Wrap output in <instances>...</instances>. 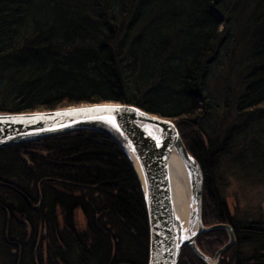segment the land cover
Listing matches in <instances>:
<instances>
[{"label": "trees", "instance_id": "obj_1", "mask_svg": "<svg viewBox=\"0 0 264 264\" xmlns=\"http://www.w3.org/2000/svg\"><path fill=\"white\" fill-rule=\"evenodd\" d=\"M219 68L221 90L211 100L207 86ZM109 101L173 119L203 171V223L234 229L219 264H264V224L236 225L215 175L234 136L260 127L264 134V0H0V111ZM221 106L234 108L237 125L211 139L205 127ZM19 148L40 153L36 178L54 179L45 184L54 258H63L65 235L82 259L97 253L98 264L148 263L144 198L114 140L77 130L0 151ZM78 207L85 236L74 227ZM228 238L214 229L197 244L213 256ZM247 243L252 252L243 257L239 246ZM178 264L206 263L184 247Z\"/></svg>", "mask_w": 264, "mask_h": 264}, {"label": "water", "instance_id": "obj_2", "mask_svg": "<svg viewBox=\"0 0 264 264\" xmlns=\"http://www.w3.org/2000/svg\"><path fill=\"white\" fill-rule=\"evenodd\" d=\"M77 130L107 135L129 160L147 211V264H178L184 247L206 264H219L221 254L236 241L234 229L229 223H203V171L172 118L112 101L49 110L0 111V148ZM173 151L182 162L187 181L186 215H181L175 204L169 167ZM214 229H226L229 241L211 256L200 249L197 238Z\"/></svg>", "mask_w": 264, "mask_h": 264}, {"label": "flooded vegetation", "instance_id": "obj_3", "mask_svg": "<svg viewBox=\"0 0 264 264\" xmlns=\"http://www.w3.org/2000/svg\"><path fill=\"white\" fill-rule=\"evenodd\" d=\"M40 157L32 148L0 151V264H98L97 253L91 252L94 259H82L67 245L65 235L58 249L63 258H54L48 202L52 187L45 190L54 179L36 178ZM56 218L60 231H65L63 214ZM73 218L76 231L85 236L87 217L82 208L73 211Z\"/></svg>", "mask_w": 264, "mask_h": 264}, {"label": "rangeland", "instance_id": "obj_4", "mask_svg": "<svg viewBox=\"0 0 264 264\" xmlns=\"http://www.w3.org/2000/svg\"><path fill=\"white\" fill-rule=\"evenodd\" d=\"M224 72L223 68H219L208 83L211 100L221 90L220 81ZM233 114V107L226 110L223 106L212 114L205 127L211 139L221 140L229 127L237 125ZM259 129L261 127L256 129L255 134L234 136L230 152L221 158L215 173L218 193L227 200L228 208L234 214L233 222L238 226L250 222L264 224V134L259 133ZM252 248L253 245L248 243L239 246L243 257L248 256Z\"/></svg>", "mask_w": 264, "mask_h": 264}, {"label": "bare ground", "instance_id": "obj_5", "mask_svg": "<svg viewBox=\"0 0 264 264\" xmlns=\"http://www.w3.org/2000/svg\"><path fill=\"white\" fill-rule=\"evenodd\" d=\"M170 175L173 185L175 204L181 215H186L188 211V186L182 162L175 151L169 159Z\"/></svg>", "mask_w": 264, "mask_h": 264}, {"label": "snow or ice", "instance_id": "obj_6", "mask_svg": "<svg viewBox=\"0 0 264 264\" xmlns=\"http://www.w3.org/2000/svg\"><path fill=\"white\" fill-rule=\"evenodd\" d=\"M109 119H111V118H109Z\"/></svg>", "mask_w": 264, "mask_h": 264}]
</instances>
